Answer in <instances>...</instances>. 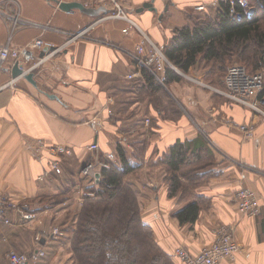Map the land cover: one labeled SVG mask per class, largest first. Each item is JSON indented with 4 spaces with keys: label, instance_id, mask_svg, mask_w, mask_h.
Masks as SVG:
<instances>
[{
    "label": "crops",
    "instance_id": "1",
    "mask_svg": "<svg viewBox=\"0 0 264 264\" xmlns=\"http://www.w3.org/2000/svg\"><path fill=\"white\" fill-rule=\"evenodd\" d=\"M150 1L132 0L127 9L120 8L123 18L106 17L118 12L108 3L88 6L94 11L88 14L64 11L54 0H0V47L21 48L36 39L57 47L70 34L93 24L86 37L68 43L31 70L36 86L23 76H12L15 62L20 67L21 59L9 57L0 65V192L26 204L38 217L20 224L18 213L9 211L11 225L0 223V264H9L10 251L28 254L36 249L35 237L46 223H62L67 210L75 214L78 167L92 156L88 145L97 142L100 154H106L115 152L117 141L137 166L125 181L136 191L142 221L166 253L178 246L197 253L214 239L216 226L225 225L232 228L240 248L234 260L221 264H264V116L227 99L217 86L201 87L189 75L165 87L175 102L161 109L136 88H126L128 81L142 79L133 55L143 34L155 46L164 47L175 28L189 23L187 15H203L219 0H154L156 11L143 9ZM130 20L136 26L130 27ZM42 54L35 50V55ZM22 61L25 71L33 64ZM155 69L159 77L164 75V68ZM125 96L134 98L129 106L134 114L124 120L134 124L128 132L119 131L120 121H109L117 99ZM142 117L152 120L145 124ZM129 134L132 139H127ZM37 141L63 151L53 155L46 147L36 150ZM177 141L204 142L215 161V173L190 189L201 198L195 224H180L173 215L185 202L181 193L168 195L167 168L153 164ZM54 156L61 160L60 174L49 169ZM242 187L257 194L259 216L238 212L235 193ZM57 196H64L61 204L50 206L48 198ZM66 234L45 239L41 246L46 255L29 264H74L64 248L67 244H57Z\"/></svg>",
    "mask_w": 264,
    "mask_h": 264
},
{
    "label": "trees",
    "instance_id": "2",
    "mask_svg": "<svg viewBox=\"0 0 264 264\" xmlns=\"http://www.w3.org/2000/svg\"><path fill=\"white\" fill-rule=\"evenodd\" d=\"M249 3L253 9L249 17L242 7H234L236 12L243 13L241 19L234 17L230 4L225 0L217 2L214 15L209 12L200 16L187 15L189 23L174 29L162 49L163 54L185 74L197 69L200 63L220 67L237 56L241 61L257 58L252 69H264V0H249ZM258 13L260 16H256ZM164 69V75L159 77L155 68L152 71L140 68L142 79L128 81L126 88L129 91L136 88L140 96L149 97L150 103L161 109L157 94L167 93L165 87L170 82L183 80L171 66L165 65ZM221 85L224 86L223 83ZM168 100L172 104L173 101ZM133 101L132 96L117 99L109 121L112 124L120 121L119 131L128 132L130 127H134L131 123L124 124V120L134 114L128 112ZM147 119L149 122L152 120ZM115 153V161L105 160L108 167L101 169L99 184L86 189L94 196L85 198L69 232L72 260L74 264H168L169 254L156 243L150 227L142 221L137 195L125 181L137 166L131 163L126 148L119 141L116 142ZM214 162L204 142L177 141L158 162L153 163L167 168L168 195L174 197L181 193L180 199L185 202L173 213L180 224H195L199 218L201 198L193 196L190 189L201 186L203 180L215 173ZM62 197H49L50 206L61 204Z\"/></svg>",
    "mask_w": 264,
    "mask_h": 264
},
{
    "label": "built area",
    "instance_id": "3",
    "mask_svg": "<svg viewBox=\"0 0 264 264\" xmlns=\"http://www.w3.org/2000/svg\"><path fill=\"white\" fill-rule=\"evenodd\" d=\"M59 1H79L84 6H96L104 5L106 0H59ZM230 4L231 13L235 18L241 19L242 14L236 12L234 7L239 5L242 7L244 14L249 17L252 15V8L250 6L249 0H225ZM118 12L109 14L106 17H123L124 13L120 9V6L116 4ZM198 9H203V6L198 7ZM2 15L0 14V18ZM105 18V17H103ZM101 18V19H103ZM99 19L98 21H100ZM98 21H95L97 23ZM130 27L136 26V24L130 20ZM93 27V24L89 27L83 29L82 31L72 33L69 35L68 39L63 45L55 47L52 44L44 43L41 39H36L28 45L21 48H10L7 44L0 47V65L9 57L13 59H21L20 69L23 76L26 73L32 72L37 69L42 63L51 57V55L56 54V52L61 51L68 43L82 37L87 36V31ZM163 47L155 46L146 35L143 34L142 40L136 46V54L133 55L134 60L138 68H146L152 71V68H164L165 65H169L175 68L165 57L162 52ZM35 50H42V55H35ZM22 60H32L33 64L26 71L23 68ZM32 70V71H31ZM179 71V70H178ZM133 75H128V78H132ZM264 90V73L261 70H256L254 72H248L243 66L234 64L227 68L224 77V87L222 90H218L220 94L225 96L227 99L244 105L252 110L260 113L264 116V97H262L261 92ZM111 100V99H110ZM149 120L146 118L145 124ZM246 132V128L241 127ZM44 144L42 141H37L36 150L42 148ZM99 148L97 142H93L89 145V151H97ZM52 151L58 153L63 148L60 146L51 147ZM107 159L113 161L115 159L114 153H108ZM51 170L55 173H61L60 163L57 159H53L50 163ZM108 165L105 162L98 161L96 158L93 161L88 162L82 169L81 174L87 178L92 185L97 186L102 179L101 169L107 168ZM85 196H93V192H88L84 194ZM237 210L241 214L249 216H259L261 213V205L257 194L250 188L242 187L238 189L235 193ZM15 211L19 215L20 224H26L28 221H37V213L31 210L26 204H20L12 199L7 194L0 193V223L5 225H11L12 221L9 216V211ZM41 224V222H40ZM51 238H59L64 235V232L60 227H53L48 232L45 229L36 235L35 241L38 247L28 254L18 253L15 251H10L8 253L9 264H29L38 261L46 255L44 248L41 243L46 239L45 235ZM239 250L238 244L235 242L233 237L232 228L221 226L215 231L214 239L209 243L201 247L199 252L192 254L184 247H177L174 250L173 256L181 264H221L223 259L231 260L235 257Z\"/></svg>",
    "mask_w": 264,
    "mask_h": 264
},
{
    "label": "rangeland",
    "instance_id": "4",
    "mask_svg": "<svg viewBox=\"0 0 264 264\" xmlns=\"http://www.w3.org/2000/svg\"><path fill=\"white\" fill-rule=\"evenodd\" d=\"M106 3H108L110 6H113L114 8H116L117 9V6H116V4H118L119 6H120V8H122V9H127L128 8V6L129 5H132L133 3H132V0H106ZM251 5V4H250ZM202 6V5H201ZM198 7H200V6H198ZM197 7V8H198ZM215 7H216V5L215 6H209L208 7V12L211 14V15H214V9H215ZM203 9H204V7H203ZM198 10V9H197ZM200 11V10H199ZM198 11V12H199ZM202 11H204V10H202ZM115 14V13H114ZM125 16V15H124ZM198 16H200V15H198ZM256 16H260V13H258ZM263 25H264V22H263ZM252 47V46H251ZM253 49V48H252ZM256 59L257 58H250V60H246V59H244L243 61H241V60H239L238 59V56L236 57V58H234V59H232L230 62H226L224 65H222V66H218L217 64H210V65H205V63H200L199 64V67H197V69L196 68H193V69H195L196 71H195V73L194 72H192L193 70H190L187 74H185L184 73V75L183 74H180L181 75V77L183 78V79H185L186 78V76L185 75H189V76H191L192 78H194V79H196L197 81H199L201 84H199L201 87H212V86H214V87H216V88H218V89H220V90H222L223 89V87L224 86H222L221 84L223 83L224 84V77H225V75L224 74H226L225 73V70H226V68H228L229 66H231V65H234V64H238V65H241V66H243L248 72H254V70L252 69V67L254 66V62L256 61ZM246 62V63H245ZM249 62V63H248ZM228 66V67H227ZM259 70V69H258ZM261 71H263V73H264V69H260ZM227 71V70H226ZM183 73V72H182ZM221 81H222V83H221ZM210 82V83H209ZM212 83V84H211ZM261 94H262V97H264V90L261 92ZM156 95V94H155ZM155 97V96H154ZM157 97H158V100L157 101H159V104H162V106H164V105H167L168 103H170L169 102V100H168V98H170V97H168L167 96V93H164V92H162V93H158L157 94ZM172 100V99H171ZM173 102H175V101H173ZM131 111H133V110H130V109H128V112H131ZM146 120V119H145ZM119 132V131H118ZM127 135V134H126ZM129 136L130 137H128L127 139H129V138H133L132 136H131V134H129ZM90 145V144H89ZM89 145H88V150H89ZM53 146H57V145H52V144H47V145H44L43 147H46V148H48L51 152H52V154L53 155H57V153L56 152H54V151H52V149H51V147H53ZM123 146L125 147V145L123 144ZM128 146H130L132 149H130V151L132 150H134L133 149V146L134 145H132V144H128ZM146 146V145H145ZM42 147V148H43ZM98 150H99V148H98ZM90 151V152H92V156H90L91 158L89 159V160H87L86 162H83V164H81V165H79V167H78V172H79V179L78 180H76V185H78V193H77V195H78V199L75 201L77 204H75V209H74V211L76 210V212H75V214L73 213V212H70V210H67V213H68V215L66 214V211H64V213H63V216H62V220L64 221V222H66V224L65 225H60L61 223H59V222H48V223H46L45 224V230H46V232H48L50 229H52L53 227H61V230L64 232V235L63 236H61V237H59V238H64L65 237V234H66V239H60V241H59V243H57L58 245H62L64 242L67 244V246L66 247H64V248H66V249H68L69 250V252H71V249H72V241L70 242V234H69V232L71 231V229H73V223H74V221H75V219H76V217H77V215H78V213H79V209H80V207H81V205H82V203H83V201L85 200V198H90V197H93V196H85L84 194L85 193H88V191H86V189H88L89 187H92L93 185H92V183L87 179V178H85V176H83L82 174H81V169L88 163V162H90V161H93L95 158L98 160V161H102V162H105V160H108L107 159V155H108V153H106V154H100V152L99 151ZM61 151H63V149L61 150ZM109 153H111V152H109ZM112 153H114V155H115V159H116V153L115 152H112ZM131 153V152H130ZM104 159H102V158ZM53 159H57L58 161H59V163H60V169H61V160L59 159V158H57L56 156H54L53 157ZM53 159H51L50 161H49V169H50V171H51V165H50V163H51V161L53 160ZM115 159L113 160V161H115ZM109 161V160H108ZM54 172V171H53ZM138 172V171H137ZM55 173V172H54ZM55 174H60V173H55ZM167 176H168V174H167ZM135 191V190H134ZM1 194H6V193H2V192H0ZM135 193H136V191H135ZM8 195V194H7ZM9 196V195H8ZM11 197V196H10ZM12 198V197H11ZM236 199V198H235ZM241 214V213H240ZM242 215H245V214H242ZM246 216H249V215H246ZM250 217H253V216H250ZM62 221V222H63ZM65 226H67L66 228H65ZM221 226H225V225H217L216 226V228L214 229V237H215V231L219 228V227H221ZM226 227H229V226H226ZM152 231V230H151ZM153 234V233H152ZM154 236V235H153ZM45 237H46V239L49 241V240H53V239H56V238H51L50 239V237L49 236H47V234L45 235ZM155 239V238H154ZM58 240V239H57ZM235 240V239H234ZM156 241V240H155ZM235 242L238 244V242L235 240ZM157 243V242H156ZM158 244V243H157ZM57 246V245H56ZM160 246V245H159ZM204 246V245H203ZM238 246H239V244H238ZM178 247H183V246H178ZM177 248V247H176ZM175 248V249H176ZM185 248V247H184ZM240 248V247H239ZM174 249V250H175ZM186 249V248H185ZM201 249V248H200ZM199 249V250H200ZM187 251H189L188 249H187ZM165 252V251H164ZM190 252V251H189ZM199 252V251H198ZM173 253H174V251L172 252V253H170L169 254V256H170V259H169V261L167 262L168 264H181L179 261H177V259H175V257L173 256ZM191 253V252H190ZM168 254V253H167ZM192 254H196V253H192ZM237 254V253H236ZM55 256V255H54ZM53 256V257H54ZM236 258V255H235V257H233V259H231V260H234ZM225 260H227V259H223V261H225ZM222 263V262H221Z\"/></svg>",
    "mask_w": 264,
    "mask_h": 264
},
{
    "label": "water",
    "instance_id": "5",
    "mask_svg": "<svg viewBox=\"0 0 264 264\" xmlns=\"http://www.w3.org/2000/svg\"><path fill=\"white\" fill-rule=\"evenodd\" d=\"M57 4L58 7L64 11H71L72 9H79L81 12L88 13V14H94L93 9H90L86 6H84L81 2L79 1H59V0H54ZM154 0H151L150 2H146L142 5V8H147L151 11H156V7L153 5ZM22 74L21 69L18 66V63L15 62L13 69H12V76H20ZM23 78L31 82L34 86H36V82L33 78V73L29 72L23 75ZM53 97V95H51Z\"/></svg>",
    "mask_w": 264,
    "mask_h": 264
}]
</instances>
